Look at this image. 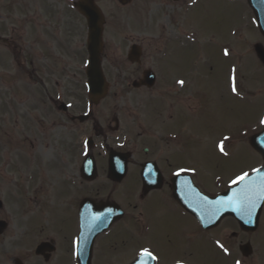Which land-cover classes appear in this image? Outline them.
<instances>
[{
  "label": "flooded vegetation",
  "instance_id": "af4514ba",
  "mask_svg": "<svg viewBox=\"0 0 264 264\" xmlns=\"http://www.w3.org/2000/svg\"><path fill=\"white\" fill-rule=\"evenodd\" d=\"M192 1L189 7L198 0ZM35 2L0 4L22 12L18 35L0 17V132L11 136L6 121L12 119L17 126L12 132L22 136L16 163L10 157L15 149L4 140L0 167L17 166L24 185L22 190L19 184L20 196L33 202L19 213L23 252L9 262L199 264L203 238L221 264H264V204L254 233L233 217L203 223L185 208L187 193L191 200L196 190L215 198L230 188L213 168L191 159L200 136L186 128V114L198 120L195 112L206 101L202 82L213 73L184 71L174 56L197 54V37L182 29L173 38L151 40L154 52L145 61L138 44L111 47L105 24L101 64L107 93L92 100L86 50L82 68L68 62L73 12L64 5L58 9L57 0ZM260 36L264 71V33ZM111 50L121 53L116 65ZM196 205L201 208L197 199ZM203 212L212 208L204 206Z\"/></svg>",
  "mask_w": 264,
  "mask_h": 264
},
{
  "label": "rangeland",
  "instance_id": "374dc122",
  "mask_svg": "<svg viewBox=\"0 0 264 264\" xmlns=\"http://www.w3.org/2000/svg\"><path fill=\"white\" fill-rule=\"evenodd\" d=\"M57 1L58 9L64 5L73 12L69 37L71 54L68 62L72 67L82 68L86 60L85 23L73 7V3L79 0ZM95 1L107 22L105 40L111 47L130 43L140 45L145 61L154 52L150 45L160 41L157 38L162 35L173 38L184 29L186 36L197 37V45L193 46V51L197 47V54H189L186 50L185 54L178 53L174 56L180 60V66L177 67L184 71L196 67L202 73H213L202 82L206 101L195 112L198 120L193 123V118H188L189 115L186 114V128L200 136L198 144L191 151L195 152L191 159L202 167L209 166L207 170L213 168L221 184H228L237 176L251 174L259 168L261 158L251 148L249 141L264 126V71H261V64L253 50L254 45L261 43V38L246 0H198L191 7L188 2L192 0H187L184 5L173 4L171 0H130L126 6H122L118 0ZM20 2L33 4L35 0H0V4L4 5ZM32 7L28 8L33 9ZM8 12L11 14L10 18ZM18 13L22 14L0 5V17L3 18V24L10 28V34H19ZM24 13L26 12L23 11ZM240 36L246 38L244 42H238ZM151 40L154 42L150 43ZM230 50H233V55L229 53ZM111 54L112 65H116V59L121 58V53L113 55L114 51L111 50ZM238 86L241 89L238 90ZM6 122L11 136L3 138L0 132V140H3L0 142V154L4 151L5 140L13 148L12 151L15 149L10 157L16 163L19 161L17 148L22 136L18 131L12 132L13 128L17 129L12 119ZM221 144L223 152L219 150ZM16 167H13L14 171L0 167V200L3 203L0 219L9 224L5 234L0 236V264H11L9 260L18 258L23 252L17 240L19 213L33 205L27 196H20L24 185L18 183ZM262 239L264 237L261 238V243L264 241ZM208 246L202 238L199 264H221L216 256H211ZM253 259L256 256L250 261Z\"/></svg>",
  "mask_w": 264,
  "mask_h": 264
},
{
  "label": "water",
  "instance_id": "95a60500",
  "mask_svg": "<svg viewBox=\"0 0 264 264\" xmlns=\"http://www.w3.org/2000/svg\"><path fill=\"white\" fill-rule=\"evenodd\" d=\"M125 1V0H124ZM124 3V2H123ZM250 6L256 17L257 25L260 32L264 28V24L261 22V0H250ZM78 10L84 15L88 22V53H89V62H88V86L89 93L92 97L104 96L105 93V84L104 79L101 73L100 68V52H101V40H102V31H103V17L100 10L95 6L92 0H84L76 5ZM256 52L258 57L261 59V47H256ZM251 146L263 157L264 160V132L252 138ZM259 172H255L252 176L249 177V192L248 200L244 202L245 208L250 209V215L246 216L238 214V201L234 200L229 202V198L233 197L234 192H238L244 185L240 184L233 190L229 191L225 196L214 201V209L217 211V220L221 218L232 215L237 218L239 221H244L249 219L252 224L254 220L255 225L250 226V229H255L257 225V218L261 209V203L264 200V166L259 169ZM261 190H262V199H261ZM218 201H222L219 202ZM193 213L197 212V208L192 207L190 209ZM246 210V211H247ZM246 227V226H244ZM5 229V224L0 223V234Z\"/></svg>",
  "mask_w": 264,
  "mask_h": 264
},
{
  "label": "snow or ice",
  "instance_id": "6c2138e0",
  "mask_svg": "<svg viewBox=\"0 0 264 264\" xmlns=\"http://www.w3.org/2000/svg\"><path fill=\"white\" fill-rule=\"evenodd\" d=\"M227 50H225V55H227ZM180 84H183V81H179ZM233 91H235V88H233ZM220 150L223 152V145H220ZM254 171L259 172V169H255ZM233 185H244L243 188H241L238 192H234L233 193V197L229 198V202H233L234 200L239 201L241 203H244L248 200V192H249V174L248 173H243L239 176H237L233 181H232ZM222 202V201H218ZM221 247H223V245H221ZM146 256H150L153 259H155L156 257L152 256V253L148 252L147 250H145V252L143 253Z\"/></svg>",
  "mask_w": 264,
  "mask_h": 264
}]
</instances>
